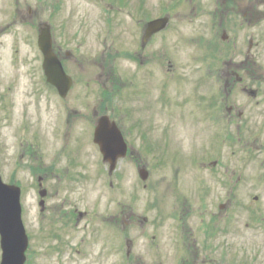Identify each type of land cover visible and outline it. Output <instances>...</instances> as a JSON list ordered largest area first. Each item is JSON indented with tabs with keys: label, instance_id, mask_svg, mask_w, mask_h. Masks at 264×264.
<instances>
[{
	"label": "rangeland",
	"instance_id": "obj_1",
	"mask_svg": "<svg viewBox=\"0 0 264 264\" xmlns=\"http://www.w3.org/2000/svg\"><path fill=\"white\" fill-rule=\"evenodd\" d=\"M166 12L140 47L138 28ZM9 18L0 177L21 189L25 264H264V0H0ZM46 25L72 79L64 99L41 70ZM232 73L227 106L241 115L229 118ZM101 116L129 147L111 175L92 142Z\"/></svg>",
	"mask_w": 264,
	"mask_h": 264
},
{
	"label": "water",
	"instance_id": "obj_2",
	"mask_svg": "<svg viewBox=\"0 0 264 264\" xmlns=\"http://www.w3.org/2000/svg\"><path fill=\"white\" fill-rule=\"evenodd\" d=\"M165 22V21H164ZM163 22L151 24V31H157ZM37 45L43 54V70L46 81L56 88L60 97H65L71 85V79L65 75L60 62L51 50V38L48 27L38 33ZM121 133L107 118L98 121L94 132V143L99 147L103 161L109 164L111 172L115 162L125 156L126 144ZM140 177L145 181L147 174L140 171ZM44 196V192L40 193ZM0 247L2 251L0 264H24L27 238L21 221L20 189L5 185L0 179Z\"/></svg>",
	"mask_w": 264,
	"mask_h": 264
},
{
	"label": "flooded vegetation",
	"instance_id": "obj_3",
	"mask_svg": "<svg viewBox=\"0 0 264 264\" xmlns=\"http://www.w3.org/2000/svg\"><path fill=\"white\" fill-rule=\"evenodd\" d=\"M247 16H248V13L245 12L244 15H243V17L246 19ZM152 43H154V41H153L152 38H150L149 41L147 42V44L152 45ZM147 44H146V45H147ZM250 45H251V47H252L251 42H250ZM140 47H141V43H140ZM250 49H251V48H250ZM250 49L248 48V50H250ZM154 56H155V54L153 53V54L151 55V57L154 58ZM153 58H152V59H153ZM248 60H249V57H248V55H247V57H246V62H248ZM246 62H245V63H246ZM102 66H103V65H102ZM102 70L105 71L104 67H102ZM221 82H222V84H221V88H222L221 92H222V93L224 94V96H225L224 100H222L221 102H222L223 105H225V106L223 107V106H222V103H220L219 110L221 111L222 109H224V110L226 111V116L229 117V118H232L233 115H234V116L237 115V111H236V110H237V109H236L237 107H236L235 105H233V106H232V105L227 106L228 98H229V95L234 91L236 85H241V84H242V77H239L237 74L232 73V74H230V75H227V77H225L224 80H222ZM155 90H156V88L154 89V92H155ZM240 90H241L242 92H247V93H248V91L251 90V89L248 88V87H246V86H244V87L240 86ZM156 93H157V92H155V94H156ZM155 97H156V96H155ZM155 104H156V102H155ZM239 115H241V112L238 113L237 117H240ZM168 117H169V116H168Z\"/></svg>",
	"mask_w": 264,
	"mask_h": 264
}]
</instances>
